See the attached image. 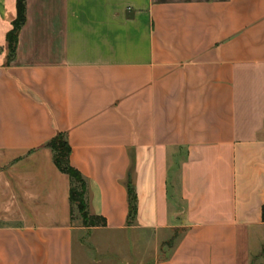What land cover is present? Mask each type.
Listing matches in <instances>:
<instances>
[{
	"label": "crops",
	"instance_id": "crops-1",
	"mask_svg": "<svg viewBox=\"0 0 264 264\" xmlns=\"http://www.w3.org/2000/svg\"><path fill=\"white\" fill-rule=\"evenodd\" d=\"M25 17L12 55L0 0V264H75L96 231L138 255L148 239L133 264H264V0H25ZM59 136L105 227L74 224Z\"/></svg>",
	"mask_w": 264,
	"mask_h": 264
},
{
	"label": "rangeland",
	"instance_id": "rangeland-1",
	"mask_svg": "<svg viewBox=\"0 0 264 264\" xmlns=\"http://www.w3.org/2000/svg\"><path fill=\"white\" fill-rule=\"evenodd\" d=\"M84 198L87 210L85 209L81 213L77 207L74 208V224L84 229L93 228L88 227L84 220L86 218L88 222H93L86 195ZM82 236L84 237H80L82 246L78 242L75 245V264H123L127 261L133 264L139 260V257H143L142 259L147 262H151L153 259V248L148 239L141 242L142 245L139 247L142 248L143 253L138 255L140 249H136L134 236L129 235V233L120 236L118 234L96 231L91 233V235L84 233Z\"/></svg>",
	"mask_w": 264,
	"mask_h": 264
},
{
	"label": "trees",
	"instance_id": "trees-1",
	"mask_svg": "<svg viewBox=\"0 0 264 264\" xmlns=\"http://www.w3.org/2000/svg\"><path fill=\"white\" fill-rule=\"evenodd\" d=\"M26 21L25 17V0H17V18L13 25V30L8 34L7 41L10 48V53L13 55L16 49L18 34L21 28L24 26ZM48 147L52 150L54 154V163L58 170L63 174L67 175L71 180V190H70V202L72 206L77 207L78 210L83 213L85 209L87 210V205L85 202L86 195V184L79 172L72 168L69 164V154L70 148L62 136H59L52 140ZM129 193V223L131 224L136 216V196L132 187L128 188ZM93 222H88L84 218L85 223L88 227H105V221L99 217L92 216ZM91 220V221H92ZM263 221H264V207H263Z\"/></svg>",
	"mask_w": 264,
	"mask_h": 264
},
{
	"label": "water",
	"instance_id": "water-1",
	"mask_svg": "<svg viewBox=\"0 0 264 264\" xmlns=\"http://www.w3.org/2000/svg\"><path fill=\"white\" fill-rule=\"evenodd\" d=\"M123 264H126V263H123Z\"/></svg>",
	"mask_w": 264,
	"mask_h": 264
}]
</instances>
